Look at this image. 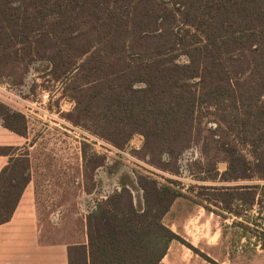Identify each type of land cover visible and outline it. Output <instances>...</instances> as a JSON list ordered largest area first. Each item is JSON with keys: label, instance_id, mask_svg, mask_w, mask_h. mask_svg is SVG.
I'll return each mask as SVG.
<instances>
[{"label": "trees", "instance_id": "trees-1", "mask_svg": "<svg viewBox=\"0 0 264 264\" xmlns=\"http://www.w3.org/2000/svg\"><path fill=\"white\" fill-rule=\"evenodd\" d=\"M33 55L46 56L53 79L74 99L67 113L73 123L116 146L144 135L143 152L166 171L177 172L180 155L202 135L205 107L224 120L235 116L253 149L247 155L237 143L216 139L218 155L196 161L214 171L201 178L264 180V0H0V76L24 64L22 83ZM0 119L26 136L23 112L0 102ZM219 154L228 162L223 172ZM134 175H123L121 187L89 211L87 242L68 245L69 264H160L173 240L220 264L164 221L180 197L213 211L205 193L171 177ZM30 180L28 154L11 158L0 174V223L12 218ZM220 195L214 200L241 217L233 206L243 197Z\"/></svg>", "mask_w": 264, "mask_h": 264}, {"label": "rangeland", "instance_id": "rangeland-1", "mask_svg": "<svg viewBox=\"0 0 264 264\" xmlns=\"http://www.w3.org/2000/svg\"><path fill=\"white\" fill-rule=\"evenodd\" d=\"M33 57L22 83L18 81L23 75L24 64L18 65L10 75L0 76V102L25 116V125L21 123L19 126L26 129L27 140L18 152L20 155L28 154L30 165L33 161L35 172L39 173L41 183L37 206L41 240L87 242L86 217L89 211L99 200L121 187L123 175L128 173L134 177L135 171H139L163 182L165 177H171L178 181L179 186L185 189L193 187L194 193L203 192L210 199L206 203L212 212L191 199L180 197L164 218L166 224L184 234L201 252L220 264H264V233L260 229L264 218V180L214 181L201 178L214 174V171H209V166L196 163L204 156L213 159L218 155L216 139L237 143L244 153L250 154L253 149L251 138L244 132L240 133L241 129L237 130L235 116H225L224 120L221 111L214 112V108L207 110L205 107L200 125L202 135L180 155L174 165L177 172L166 171L151 163L143 152L144 135L136 134L126 145L116 146L83 124L73 123L67 113L74 109V99L65 93L62 80L53 79L51 68L46 67L50 63L46 56ZM218 121L221 126L215 127ZM219 155L218 168L223 172L228 162L223 154ZM99 157H104L102 165L97 164ZM255 184L260 186H244ZM200 185H232L233 188L229 191L206 190ZM252 192H256L253 204L250 201ZM220 193L243 197L234 201L236 206L240 204L238 207L233 206L242 211L241 217H233L234 214L225 209V203L214 200L222 195ZM135 194L139 195L140 191L136 190ZM184 249L187 252L185 261L193 253L199 257V264H214L201 253L187 246ZM162 264L171 263L166 259Z\"/></svg>", "mask_w": 264, "mask_h": 264}, {"label": "crops", "instance_id": "crops-1", "mask_svg": "<svg viewBox=\"0 0 264 264\" xmlns=\"http://www.w3.org/2000/svg\"><path fill=\"white\" fill-rule=\"evenodd\" d=\"M26 140V136L5 127L0 119V148L21 147ZM19 155L18 151L10 154L0 152V174L3 168L10 163L11 158L15 159ZM35 168L34 162L31 161V180L23 191L12 218L7 222L0 223V264H69L68 245L70 243L41 240L39 208L37 206L41 182L39 173L35 172ZM233 217L236 216L233 215ZM174 231L180 234L178 231ZM180 235L189 241L184 234ZM176 241L179 240L171 242L169 250L160 264L166 259H169L171 264L200 263L197 254L193 255V253L189 260L185 261L184 254L187 252L184 248L187 245L181 241ZM189 242L197 247L192 241Z\"/></svg>", "mask_w": 264, "mask_h": 264}, {"label": "built area", "instance_id": "built-area-1", "mask_svg": "<svg viewBox=\"0 0 264 264\" xmlns=\"http://www.w3.org/2000/svg\"><path fill=\"white\" fill-rule=\"evenodd\" d=\"M260 229L264 233V218L260 222ZM262 241L264 242V238H263ZM262 241L261 240L259 241L260 242V245H261Z\"/></svg>", "mask_w": 264, "mask_h": 264}]
</instances>
